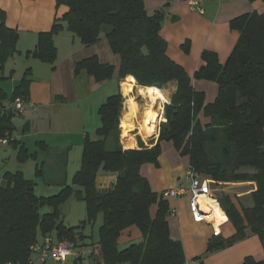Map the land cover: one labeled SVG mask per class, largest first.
<instances>
[{
  "label": "trees",
  "instance_id": "trees-1",
  "mask_svg": "<svg viewBox=\"0 0 264 264\" xmlns=\"http://www.w3.org/2000/svg\"><path fill=\"white\" fill-rule=\"evenodd\" d=\"M57 4L69 10L55 20L51 31L40 34L36 49L30 51L34 56L55 61L58 50L54 35L66 23L87 46L105 35L111 50L120 55V78L133 75L141 86L160 88L176 83V89L164 106L166 121L152 147L142 140L140 148L125 149L122 145L119 115L124 99L119 91L100 106L97 137H86L80 168L70 184L56 194L39 196L34 180L20 171L7 173L0 186V263H26L32 258L31 245L48 233L76 242L79 231L64 224L61 212L66 199L75 196L86 203L84 223L103 215L99 236L103 264H184L183 245L170 234L168 202L141 174L144 163L159 164L163 140L172 141L182 155L189 156L190 164L204 178L213 180L212 185L248 180L257 184L251 194L253 206L243 212L231 195L219 193L236 233L211 241L208 252L244 239L247 230L264 242V12L232 18L231 27L240 36L225 64L214 51L202 53L204 63L194 78L215 81L219 86L216 99L206 103L205 92L197 90L185 68L167 54V41L161 35L164 7L149 14L144 0H57ZM17 40L18 32L7 27L6 14L0 9L1 64L17 51ZM183 48L189 49L186 44ZM75 64L76 71L86 69L97 81L110 79L117 71L115 64L102 62L97 55ZM19 96L29 97L20 86L13 101ZM14 116L13 109L0 100V138L6 132L12 134ZM140 131L148 140L144 130ZM20 154H27L25 148ZM105 172L117 174V180L100 187L97 178ZM154 204L158 209L153 217L150 207ZM44 206L51 210L41 213ZM134 224L143 240L120 249L122 232ZM245 264L264 263L249 257Z\"/></svg>",
  "mask_w": 264,
  "mask_h": 264
},
{
  "label": "crops",
  "instance_id": "crops-1",
  "mask_svg": "<svg viewBox=\"0 0 264 264\" xmlns=\"http://www.w3.org/2000/svg\"><path fill=\"white\" fill-rule=\"evenodd\" d=\"M144 1L149 14L164 7L166 15L161 35L167 41L168 56L185 68L197 90L205 92L206 103L214 101L219 93L217 82L194 78L195 71L204 63L202 53L206 50L214 51L218 54L220 62L225 64L240 36L239 31L231 27L232 18L253 11L263 13L264 1L206 0L202 5L203 12L193 9L190 0ZM0 9L6 14L7 27L18 32L17 51L4 64L0 63V100L10 107L20 86L26 90L29 99L36 106V110L30 108L12 118L13 140L7 144L0 143V186L5 182L7 173L20 171L26 178L35 181V192L40 184L55 187L59 191L64 185L72 182L74 174L79 170L86 137L90 136L92 139L97 137L96 131L101 126L98 111L103 102L120 90L125 95V100L133 95L140 106L141 118L148 101L139 95L137 83L131 93L123 91L125 80H131L130 78L134 76L128 75L125 78L118 76L121 58L111 50L105 35L101 36L99 42L87 46L64 23L63 29L54 35L58 52L53 63L41 60L30 52L36 49L40 34L51 31L55 20L69 10L66 5L59 6L57 0H0ZM185 44L188 45V50L183 48ZM92 55H97L102 62L115 64L117 67L115 76L97 81L86 69L76 71L75 63ZM175 86L176 83H171L169 87L162 88L166 93L167 102L175 91ZM163 102L158 101L157 132L153 136L149 135L145 128L140 127L137 118H133L134 126L130 127L129 132H125L124 139L122 123L125 122H122L121 116L122 139L126 149L140 148L142 141L149 147L157 143L161 124L166 121L164 107H161ZM140 128L144 130L148 140L144 138ZM24 148L27 152L25 156L20 154ZM71 161L75 163L72 170L69 169ZM158 162V165L147 162L141 166V174L149 180L153 191L160 194L180 184L190 185L186 175L190 158L182 155L172 141L161 142ZM48 173L51 175L48 176ZM34 176L42 177V181L38 182ZM116 180L117 174L105 172L98 176L97 184L100 187H108ZM213 182L212 180L211 185ZM256 188V182L248 180L225 182L220 191L231 195L237 208L243 212L245 207L253 206L251 194ZM219 193L212 189L213 196L218 198ZM189 197L186 193L166 198L170 209L175 210L167 216L170 234L173 239L181 241L186 262L245 264L250 257L257 263H264V242L258 234H253L249 230L248 236L244 239L208 252L211 241L233 236L236 228L228 218L221 226V233L214 236L209 221L192 220ZM208 198L212 200L211 196ZM75 199L78 200L76 197ZM150 208L154 217L158 205L154 204ZM48 234L57 237L55 232ZM80 237L79 244L83 245L84 250L78 256H69L74 260V264L81 261L86 264H103L99 238L87 239V236L78 232L77 240ZM142 240V233L134 224L122 232L119 248ZM32 257L36 258V255L32 254ZM41 264L73 263L68 259L63 263L48 259Z\"/></svg>",
  "mask_w": 264,
  "mask_h": 264
},
{
  "label": "built area",
  "instance_id": "built-area-1",
  "mask_svg": "<svg viewBox=\"0 0 264 264\" xmlns=\"http://www.w3.org/2000/svg\"><path fill=\"white\" fill-rule=\"evenodd\" d=\"M206 0H190L191 7L199 12H203V3ZM221 1V0H219ZM168 103L164 101L162 106L164 107L165 104ZM16 115H21L28 109L32 108L36 110V106L34 103L29 99V97L19 96L17 97L10 106ZM164 113V112H163ZM13 140L12 134L6 132L4 136L0 138V143L7 144L11 143ZM186 175L190 180V185L185 186L183 184L177 185L175 187L166 189L162 191L161 197L162 198H171V197H178L184 195L186 193L189 194V207L190 212L192 215V220L195 222H203L209 221L213 227V235L217 236L221 232V226L228 221V215L223 210V212L227 215V219L221 221L217 226L215 224V220L212 221L209 219L210 213L205 210L203 202L201 201V197L204 195H209L212 197L213 203H217L221 208V203L219 199L212 195V186H211V179L204 178L200 173H198L195 168L189 164ZM209 205V203H206ZM172 212L175 210L172 209ZM80 239L76 242L69 240V239H59L54 237L53 234H47L41 240L34 242L30 249L31 253L36 255V258L29 259L26 263L23 264H41L48 259H54L55 261H66L69 256H78L79 254L83 253V245H80ZM2 264V263H0ZM3 264H15L13 262H7ZM21 264V263H16ZM184 264H190V262H185Z\"/></svg>",
  "mask_w": 264,
  "mask_h": 264
},
{
  "label": "bare ground",
  "instance_id": "bare-ground-1",
  "mask_svg": "<svg viewBox=\"0 0 264 264\" xmlns=\"http://www.w3.org/2000/svg\"><path fill=\"white\" fill-rule=\"evenodd\" d=\"M130 79L131 80H125L124 82L123 91L125 93H131V91H133L136 87L137 80L135 79V77H131ZM137 87H139V95L142 96L143 99L145 98L148 101L144 109V113L140 118V106L138 105V102H136L137 99L133 95L129 96L126 100V108L124 109L122 115L123 121L127 123L130 127H133V118H137L138 124L145 128L149 135L153 136L157 132L156 128L159 115L157 108L158 101H166V93L163 91L162 88L157 86L143 87L137 85ZM208 197L209 195H204L203 197H201V201L203 202L202 206H204L205 210L210 213L209 219L212 221L215 220V224L218 226L221 221L227 219V215L223 212V209L219 205H217V203H213V201L210 200ZM206 203H209V205H207Z\"/></svg>",
  "mask_w": 264,
  "mask_h": 264
},
{
  "label": "rangeland",
  "instance_id": "rangeland-1",
  "mask_svg": "<svg viewBox=\"0 0 264 264\" xmlns=\"http://www.w3.org/2000/svg\"><path fill=\"white\" fill-rule=\"evenodd\" d=\"M166 87H169V84H167ZM120 92L122 93L121 90H120ZM122 95H123V99L124 100H123V107H122V109L120 111V115H119L120 116V125H119V127H120V130H121V142H122V145L124 146V142H123V139H122L121 116L123 115V111L126 108V106H125L126 100H125V95L123 93H122ZM122 122H123V120H122ZM124 124L126 125L124 127V131H123V136H124V139H125L126 138L125 132H128L130 126L128 124H126V123H124ZM73 166H75V163L73 161H71L69 163V167H70L69 169H71ZM50 175H51V173H48V176H50ZM52 176H53V172H52ZM36 180L38 182H41L42 181V177L36 178ZM214 186L215 185H212V189L215 192L216 191L217 192H222V191H220L221 190V186H215V187ZM36 192H37L36 194L39 195V196L40 195L50 196V195L56 194L58 192V190L55 187L54 188H50L47 185H41L40 184L39 186L36 187ZM50 210H51V208L49 206H44V207L40 208V212L41 213H45V212H48ZM85 210H86V204H85L84 201L76 200L75 196L69 197V199L68 200L66 199V201L61 205V212H62V215H63L64 224L67 227H74L75 226L76 229L79 232H81L84 236L88 237L87 239L96 240L100 236V226L103 223V215L102 214L99 215L97 217V219L95 221L91 222V223H89V222L88 223H84V220L87 217V212ZM50 260L55 261L54 259H50ZM68 260L72 261L73 264L75 263L74 260L70 259L69 257H68ZM84 260H85V258L83 259V261ZM66 261H64V262H66ZM57 262L63 263V261H57ZM83 263H85V262L81 261V262H79L77 264H83Z\"/></svg>",
  "mask_w": 264,
  "mask_h": 264
}]
</instances>
